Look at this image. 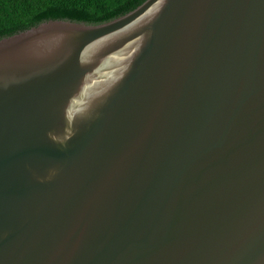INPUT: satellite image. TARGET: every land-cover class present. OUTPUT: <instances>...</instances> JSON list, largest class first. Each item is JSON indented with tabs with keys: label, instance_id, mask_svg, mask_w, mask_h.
<instances>
[{
	"label": "water",
	"instance_id": "water-1",
	"mask_svg": "<svg viewBox=\"0 0 264 264\" xmlns=\"http://www.w3.org/2000/svg\"><path fill=\"white\" fill-rule=\"evenodd\" d=\"M0 264H264V0L1 39Z\"/></svg>",
	"mask_w": 264,
	"mask_h": 264
},
{
	"label": "trees",
	"instance_id": "trees-1",
	"mask_svg": "<svg viewBox=\"0 0 264 264\" xmlns=\"http://www.w3.org/2000/svg\"><path fill=\"white\" fill-rule=\"evenodd\" d=\"M146 0H0V40L51 20L99 25L122 17Z\"/></svg>",
	"mask_w": 264,
	"mask_h": 264
}]
</instances>
